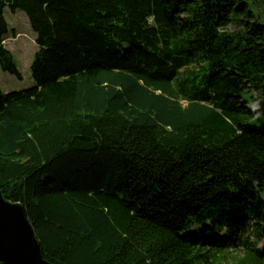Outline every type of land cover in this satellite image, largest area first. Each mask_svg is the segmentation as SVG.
<instances>
[{
	"label": "trees",
	"instance_id": "obj_1",
	"mask_svg": "<svg viewBox=\"0 0 264 264\" xmlns=\"http://www.w3.org/2000/svg\"><path fill=\"white\" fill-rule=\"evenodd\" d=\"M6 10L37 49L0 88V192L44 259L264 264V0H0L21 79Z\"/></svg>",
	"mask_w": 264,
	"mask_h": 264
},
{
	"label": "rangeland",
	"instance_id": "obj_2",
	"mask_svg": "<svg viewBox=\"0 0 264 264\" xmlns=\"http://www.w3.org/2000/svg\"><path fill=\"white\" fill-rule=\"evenodd\" d=\"M4 16L8 22L9 32L3 40V44L11 52L22 78L19 79L0 68V88L4 92H9L32 87L35 85V82L31 76L30 64L37 49L34 42L35 34L30 28L24 12L17 10L12 13L6 10ZM248 105L251 108V112H253V116L256 117L257 101H251ZM257 247H262V241L257 244ZM228 253L218 254L219 264H227V262H230L232 259L235 260L240 256L236 251Z\"/></svg>",
	"mask_w": 264,
	"mask_h": 264
},
{
	"label": "water",
	"instance_id": "obj_3",
	"mask_svg": "<svg viewBox=\"0 0 264 264\" xmlns=\"http://www.w3.org/2000/svg\"><path fill=\"white\" fill-rule=\"evenodd\" d=\"M0 263L52 264L44 259L21 203L11 202L0 192Z\"/></svg>",
	"mask_w": 264,
	"mask_h": 264
},
{
	"label": "crops",
	"instance_id": "obj_4",
	"mask_svg": "<svg viewBox=\"0 0 264 264\" xmlns=\"http://www.w3.org/2000/svg\"><path fill=\"white\" fill-rule=\"evenodd\" d=\"M2 90V89H1ZM3 91V90H2Z\"/></svg>",
	"mask_w": 264,
	"mask_h": 264
}]
</instances>
